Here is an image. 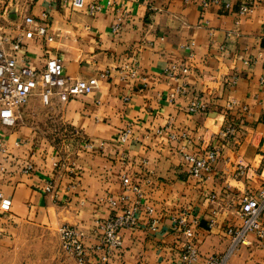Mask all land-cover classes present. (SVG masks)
Instances as JSON below:
<instances>
[{
    "label": "crops",
    "instance_id": "1",
    "mask_svg": "<svg viewBox=\"0 0 264 264\" xmlns=\"http://www.w3.org/2000/svg\"><path fill=\"white\" fill-rule=\"evenodd\" d=\"M85 1L100 10L92 15L61 0H0L6 33L23 34L25 21L47 15V38L25 37L21 62L43 68L59 55L66 75L99 77L92 94L68 102L53 97L51 105L33 95L21 115L18 109L15 126L0 124L6 147V154L0 150V192L12 199L11 211L0 212V246L27 223L54 230L59 241L60 227L74 225L93 248L102 233L97 220L137 206V226L121 231L122 248L108 264H179L185 237L173 216L183 209L200 218L201 254L225 253L231 246L226 228L242 224L241 201L264 181V0H219L207 7L201 0ZM246 1L253 11L242 14ZM190 41L192 55L183 48ZM172 64L190 71L170 77L165 72ZM126 65L137 69L135 77H121ZM183 83L186 93L176 92ZM197 96L208 102L206 112H188ZM39 111L47 112L35 116ZM228 122L237 129L231 138L220 134ZM127 128L131 133L122 142L118 136ZM51 132L62 145L49 140ZM87 140L105 145L90 151ZM216 146L212 171L191 175L181 150L202 155ZM28 162L36 166L29 174L23 172ZM124 174L140 194L129 190L122 200ZM47 182L54 194L44 193ZM108 195L117 207L100 203ZM246 239L228 264H264V240L255 233ZM101 257L91 249L88 264H102ZM49 262L78 264L70 255Z\"/></svg>",
    "mask_w": 264,
    "mask_h": 264
},
{
    "label": "built area",
    "instance_id": "2",
    "mask_svg": "<svg viewBox=\"0 0 264 264\" xmlns=\"http://www.w3.org/2000/svg\"><path fill=\"white\" fill-rule=\"evenodd\" d=\"M65 4L70 3L75 9H86L89 14L94 15L100 10L97 3L87 4L85 0H61ZM219 0H201L203 7L218 3ZM253 11V3L244 2L240 6L242 14H249ZM44 19L34 21L29 19L23 23L24 33H6L0 25V124L13 127L17 124L18 109L25 105L33 95H39L45 105H51L52 98L57 97L61 102H68L81 95L92 94L99 87V77L97 75L88 78H72L64 73V61L59 55L51 56L47 59L43 68H33L23 63L18 53L24 48V38H34L35 36L47 38L48 21L46 13ZM34 22V27L28 29V23ZM113 31H119V25L113 26ZM195 42L190 41L183 45V48L192 55ZM244 63L248 61L244 60ZM126 71L121 74L122 78L135 77L137 69L126 65ZM187 65L172 64L166 69V74L176 79H182L189 73ZM110 72L101 73L102 77L109 76ZM185 84H180L178 93H186ZM175 94H171L173 98ZM209 104L202 96L193 98L187 107L188 112L200 113L208 110ZM236 125L233 122L225 124L220 132L226 138H231L236 133ZM161 132V130H158ZM131 133V129L123 130L118 138L125 142ZM105 145L103 140H87L84 148L90 151H97ZM0 150L6 154V147L0 143ZM182 151L183 161L188 165L191 175L203 177L210 173L219 157L220 148H211L205 154L196 155L192 152ZM7 158V157H6ZM59 163L56 161L55 165ZM35 164L28 162L24 168V173L35 171ZM3 168V167H2ZM243 170L241 167L240 171ZM124 193L122 200L128 198L127 192L135 191L140 194L137 185L131 183L128 174L122 177ZM44 193L54 194V185L47 182L42 187ZM100 203H106L111 207H117L118 201L113 196L100 198ZM12 199L3 192H0V212L2 214L11 211ZM137 206L124 207L121 211L102 220H97L98 226L102 229L100 242L90 248L85 242V233L74 225H63L59 229V237L62 248L70 256L74 257L78 264H88L91 249L102 254V264H108L110 256L122 248L123 236L121 231L137 226ZM149 212L153 209L149 208ZM213 213H216L213 211ZM242 224L239 226L230 225L226 228L227 235L231 238V246L225 253L201 254L197 246L198 227L200 218L193 215L189 210L183 209L173 216V224L176 230L183 233L185 243L180 254L179 264H228L231 254H233L242 244L247 243L248 233H255L257 238L264 240V181L259 185L257 191L246 195L240 203L238 209ZM154 224V223H153ZM216 224L215 218L209 220L210 229ZM3 237V230L0 228V238Z\"/></svg>",
    "mask_w": 264,
    "mask_h": 264
},
{
    "label": "rangeland",
    "instance_id": "3",
    "mask_svg": "<svg viewBox=\"0 0 264 264\" xmlns=\"http://www.w3.org/2000/svg\"><path fill=\"white\" fill-rule=\"evenodd\" d=\"M29 102L30 99L19 108L20 115ZM46 112L39 111L35 116L38 114L45 116ZM45 135L48 138V135ZM49 138L53 143L62 145L63 138L59 135L53 133V137L49 136ZM54 257L69 258L62 248L57 233L54 230L27 223L19 230L17 229L14 235L0 246V264H50L49 260Z\"/></svg>",
    "mask_w": 264,
    "mask_h": 264
}]
</instances>
